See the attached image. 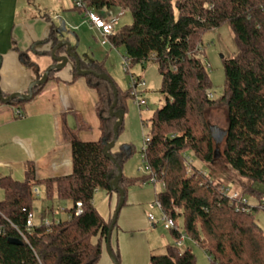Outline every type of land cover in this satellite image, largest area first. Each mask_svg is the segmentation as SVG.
Segmentation results:
<instances>
[{
  "label": "trees",
  "instance_id": "obj_1",
  "mask_svg": "<svg viewBox=\"0 0 264 264\" xmlns=\"http://www.w3.org/2000/svg\"><path fill=\"white\" fill-rule=\"evenodd\" d=\"M74 8L101 15L113 8L129 11L132 23L114 32L109 42L124 50L123 56L130 62L125 72L131 78L135 77L130 72L133 65L146 67L148 62L155 63L162 75L160 92L166 104L155 111L150 120L152 130L146 137L150 140L145 158L151 173L137 177L124 173L135 154L133 144L118 145L117 139L110 151L115 161L103 151L116 140L118 118L111 114L115 89L118 102L114 112L125 117L128 101L134 99L133 88L121 89L108 75L104 61L87 64L81 60V67L107 74L111 81L94 74L80 75L72 60L73 78L85 77L99 95L101 150L99 154L89 153L77 133L64 125L65 139L75 142L89 160L84 174L46 183V200L71 203L66 208L68 217L49 225L42 222L27 226L37 201L33 194L34 167H29L24 180L0 178L5 193L0 200V264H98L114 215L106 221L94 197L98 190H104L116 192L120 199L113 186L118 168L124 173L120 186L126 199L131 187L144 186L155 177V185H162L156 201L161 203L163 215L176 224L170 230L173 243L164 253H153L149 264H197L189 247L181 250L176 246L184 235L204 250L210 264H264V230L256 215L260 207L264 210V201L262 193L254 188L255 183H264V0H85L83 8ZM223 25L232 28L238 51L224 59L223 91L211 98L213 84L202 57V43L208 31ZM60 42L52 32L42 43H51L53 48ZM65 52L66 48H61L58 55ZM43 54L51 55V51ZM22 58L27 67L34 66L27 52ZM44 85L34 86L33 98ZM27 102L14 98L4 103L0 98L1 105L17 107L21 112ZM220 107L225 109L227 127L224 139L218 142L212 135L214 126L208 114ZM95 162L103 165L95 168ZM218 171L228 183H236L240 188L237 192L247 200V194L256 196L258 207L232 199ZM79 202L82 206L77 214ZM112 250L121 264L119 250L113 246Z\"/></svg>",
  "mask_w": 264,
  "mask_h": 264
},
{
  "label": "crops",
  "instance_id": "obj_2",
  "mask_svg": "<svg viewBox=\"0 0 264 264\" xmlns=\"http://www.w3.org/2000/svg\"><path fill=\"white\" fill-rule=\"evenodd\" d=\"M123 11L117 19L125 16L127 10ZM75 13L86 18V13L71 8L62 0H0L1 92L9 95L28 93L30 84L39 80L40 75L54 63L51 55L43 54L52 49V44L42 43L52 32L61 41H70L85 63L104 61L108 75L113 78L111 71L116 69V63L123 61V49L113 47L89 23L88 18L76 17ZM59 21L68 23L74 33L73 38L62 35L64 28L58 26L62 25ZM83 43L88 46L86 49ZM26 52L34 63L32 67L24 63L22 53ZM72 66L71 63L49 77L42 90L24 105L22 112L17 107L0 104V178L24 180L29 167H34L36 184L43 189L42 197L36 201L35 223L60 221L68 217L66 208L71 203L46 200V183L87 171L89 157L75 142L65 139L64 125L77 133L89 153L99 154L101 150L99 95L88 85L85 77L73 78ZM102 165L94 163L95 168ZM133 188L128 191L127 204L119 213L111 245L119 250L121 264H149L150 252L152 255L156 251L150 240L155 226L152 223V229H148L146 209L138 204L146 201L150 191ZM4 194L0 187V200H3ZM118 202L116 192L98 190L94 197L95 206L106 221L113 217ZM141 225L147 233V241L146 236L144 239L146 257H125L126 239L135 231H142L143 234ZM98 264L115 263L103 251Z\"/></svg>",
  "mask_w": 264,
  "mask_h": 264
},
{
  "label": "rangeland",
  "instance_id": "obj_3",
  "mask_svg": "<svg viewBox=\"0 0 264 264\" xmlns=\"http://www.w3.org/2000/svg\"><path fill=\"white\" fill-rule=\"evenodd\" d=\"M62 1L65 3H69V6H71V8L74 7L73 3L70 0ZM111 12L116 17L121 14L122 9L113 8ZM75 15H78L76 17L82 18V16H80L78 13H75ZM132 21V14L127 11L123 18L117 19V25L115 26L116 29H114L115 32L119 31L122 26L131 24ZM59 22L62 23V25L58 26L64 28L62 35L65 37L68 36L70 38H73L74 33L70 26L67 25L68 23L66 21ZM87 47L88 46L83 43V48L86 49ZM202 49V57L207 66V70L213 84L212 93L214 97H218L222 94L225 84L224 59L232 58L238 51L235 34L232 28L229 25H223L220 28H215L208 31L203 37ZM122 51L124 52V50ZM115 67L116 69H112L111 75L121 89L128 90L131 87L132 78L130 74H127L125 72L123 61H120V63H116ZM130 72L135 77H138L141 81L145 82L146 88L144 86L141 87L140 90L143 92V96L146 98L147 104L146 106H142L141 108H139L135 104L134 100L130 99L128 101V113H126L124 117V126L121 133L119 134L118 145L133 144L135 154L126 163L124 167V173L127 175H132L130 177H137L143 174L142 172L138 171V167L141 165V151L144 147L145 139L152 130L150 120L154 116L155 111L159 108H162L166 104V98L160 92L162 85V75L155 63L148 62L144 70L141 64H135L133 65ZM208 119L213 126L221 128L223 130L227 127V116L223 107L213 108L212 110H210ZM195 163L204 169L201 163L197 161ZM218 174H221V172H219ZM218 178L223 180L225 176L224 174H221V176H218ZM225 184L231 190V193L240 189L236 183H228L226 181V178ZM133 187L131 188L138 191H150V194H148V196L145 195L147 196L146 201L138 205H141L144 207V209H146V218L148 221L149 230L152 229L151 227L153 222L149 220L148 214L152 213L156 217V221L153 223L155 226L153 228V235L151 234L150 240L152 245L156 246L155 253H164L167 246L173 243V238L170 230H167L164 227L165 223L162 220L161 211L154 204L156 201V193L162 190V185L161 183H159L156 185L148 184L144 187L134 185ZM254 188L258 192L262 193V200L264 201V183H255ZM34 198L37 200L36 197ZM247 198L251 207H258V205L260 204V200L252 194H247ZM256 215L259 224L264 230V210L260 207L258 210H256ZM141 228L144 229L143 234L141 233L142 231H135L129 234L128 238L126 239L127 251L124 252L125 257H146V243L144 242V239L147 233L143 225H141ZM114 239L115 237L113 238V240ZM184 243V246L189 247L190 250L196 255L197 264H210V260L207 254L198 245H196L189 239L185 240ZM184 246L183 249L185 248ZM104 252L105 255L109 256L106 243L104 245ZM151 253L152 251L150 252L149 257L151 256Z\"/></svg>",
  "mask_w": 264,
  "mask_h": 264
},
{
  "label": "water",
  "instance_id": "obj_4",
  "mask_svg": "<svg viewBox=\"0 0 264 264\" xmlns=\"http://www.w3.org/2000/svg\"><path fill=\"white\" fill-rule=\"evenodd\" d=\"M64 47L66 48V52L63 55H58L59 50L61 48H64ZM50 51H51V58H52L54 63L46 69V71H45V73L41 79L33 81L30 84L29 89H28V93H26V94L13 93L8 98H5V97H3L1 89H0V98L2 99V101L4 103H9L14 98H20V99H24L26 101L32 100L34 86L37 84H45L48 81L49 75L52 71H54L56 69H63V68L68 67L72 63V60H75L76 68H77L80 75L86 76L89 74H94L101 79L111 81L110 77L107 74H99V73L95 72L94 70H85L84 71L81 67V59L79 58V56H78L75 48L73 47L72 43L68 40H62L57 46H54ZM115 95H116V99H115L114 104L111 108V114L115 115L118 118V122L114 126V134H115L116 140L107 144L103 150L104 154L107 155L113 161H115V159L110 154V151L115 148L116 143H117V139L119 138V129L124 123V115L122 113H115L114 112V109L117 106V102H118V100H117L118 90L117 89H115ZM211 132H212V135L214 136V138L216 139V141H218V142L222 141L226 135V132L223 131V129L218 128L216 126L211 128ZM217 156H218V154H217ZM118 169H119V174L114 179L113 186H114V189L119 192L120 199H119V203L117 205V208L115 210L113 222L111 224V227H110L109 233L107 235V239H106L107 251L109 253V256L111 257V259L113 260V262L115 264H119V263H118L115 255L113 253L112 245H111V239H112V234H113L115 225L118 222L119 213H120L121 209L123 208V206L126 202L125 190L122 189L120 186V180L122 179L124 173H123V170L121 168H118Z\"/></svg>",
  "mask_w": 264,
  "mask_h": 264
},
{
  "label": "built area",
  "instance_id": "obj_5",
  "mask_svg": "<svg viewBox=\"0 0 264 264\" xmlns=\"http://www.w3.org/2000/svg\"><path fill=\"white\" fill-rule=\"evenodd\" d=\"M71 1H72L73 5L76 7L83 8L85 6V0H71ZM123 10H125V9H122V12H124ZM85 13H86V17L88 18L89 23L99 31V33L105 39V41H109V37L114 33V29H115V26L117 24V16L115 17L112 14L111 10L108 11L105 15H101L100 13H98L94 10H89V11H86ZM123 64H124L125 71H127L129 68L130 62L127 59V57H125V56H123ZM144 86H145L144 81H141L138 77L132 78L131 87L133 88V91H132V94L134 96L133 100L139 108H141L142 106H146V104H147L146 98L143 96V92L140 90V88L144 87ZM209 96L211 98L214 97L213 93H210ZM149 140H150V138L145 139L144 147L142 148V151H141V165L139 167V171H141L144 174H150L151 173V169L147 165L146 158H145V151L147 148V142ZM155 183H156V178L152 177L150 182H145L143 185L147 186L148 184H155ZM33 194H34V197H36L38 199L41 198L43 195L42 186H39L36 184L33 187ZM229 196L232 199H239L244 204L249 203V201L246 199V197L237 191L230 193ZM154 204L161 211L162 220L165 223L164 224L165 229L171 230V229L176 228L175 222L172 219L167 218L165 215H163L161 203L159 201H155ZM81 206H82V203L79 202L78 203L79 209L77 210V214H79L81 212ZM149 219L153 223L156 221V217L152 213L149 214ZM52 222H53L52 220L51 221H48V220L43 221V223H45L46 225H49ZM34 224H35V214H34V212H30L28 215V219H27V226L29 228H31L34 226ZM186 239H187V237L184 235L182 237V239L176 243V246L182 250L183 246H184V242Z\"/></svg>",
  "mask_w": 264,
  "mask_h": 264
}]
</instances>
